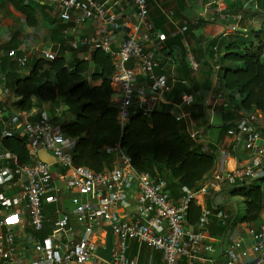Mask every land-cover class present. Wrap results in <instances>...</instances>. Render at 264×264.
Returning <instances> with one entry per match:
<instances>
[{
  "label": "built area",
  "instance_id": "built-area-1",
  "mask_svg": "<svg viewBox=\"0 0 264 264\" xmlns=\"http://www.w3.org/2000/svg\"><path fill=\"white\" fill-rule=\"evenodd\" d=\"M47 1L57 7L61 24L70 23L75 13L76 23L90 21L98 25L99 34L96 37L76 36L75 26L65 30L64 33L70 38L66 43L72 50L83 48L89 54L100 49L113 60L111 82L117 90L115 107L121 127L131 114L141 112L148 117L163 104L164 96L179 81L171 73L158 75L156 71L163 69L160 60L155 52L147 51L144 47L142 36L152 41L163 40V35L154 28L150 19L149 4L152 0H131L135 21L129 27L127 38L121 41H117L114 33L118 29H126L128 23L119 22L115 13L108 11L101 1ZM153 1L162 3L165 0ZM213 4L217 5L218 0H214ZM240 20L237 16V23ZM231 30L235 31L237 27L233 26ZM162 48L160 46L159 50ZM28 55L23 50L10 49L5 52V56L20 68L27 65ZM42 55L45 60L55 58L51 47L44 50ZM186 58L191 71L194 74L199 72L195 58L190 54ZM193 105L192 95H180L176 107L186 125L191 121L188 109ZM223 106L227 107L225 104ZM0 123L5 124L0 134V264H90L95 261L98 264H141L138 257L128 256L132 243H136L138 253L142 249H149L161 254L160 263L150 261L147 264H179L181 259L186 260L184 264H212L211 259L204 257L217 241L208 234L211 221L214 219L222 227L229 228L233 218L222 208L202 207L196 229H189L185 225L188 202L192 199L196 201L199 195H204L217 185L231 188L247 186L258 180H262L264 195V156L225 171L223 167L230 154L222 150L219 169L212 172L199 190L183 188L184 196L178 204H173L164 183L155 181L148 173L137 172L130 158L121 153L118 147L107 149L108 153L116 154L110 170L95 173L85 167L74 166L69 153L74 140L65 137L45 112L31 122L27 113L16 116L0 109ZM258 125L256 116L249 114L238 119L227 134L233 136L240 133L246 152L252 153L255 149L263 152ZM16 131L21 133L28 145L32 163L19 164L14 153L2 148V140L12 138ZM189 136L196 140L192 130ZM40 150L52 156L54 162L40 161L37 156ZM53 164L61 171L58 178L63 186L54 178ZM13 188L17 189L14 195L6 193L7 189ZM65 190L72 193L71 211H66L60 204ZM133 190L136 193L134 216L125 220L120 214L128 202L129 192ZM45 205L53 207L55 218L53 230L47 237L49 244L33 241L31 257L27 258L17 242L13 225L18 221V216L12 210L19 207L27 217L29 228L39 233L44 229ZM106 226H110L113 238L109 261L96 255L97 248L104 247ZM246 234L249 246L245 250L237 239H231L223 249L221 257L225 264H264V224L247 228Z\"/></svg>",
  "mask_w": 264,
  "mask_h": 264
},
{
  "label": "trees",
  "instance_id": "trees-1",
  "mask_svg": "<svg viewBox=\"0 0 264 264\" xmlns=\"http://www.w3.org/2000/svg\"><path fill=\"white\" fill-rule=\"evenodd\" d=\"M223 1L230 9H242L249 2ZM4 3L11 4L20 12L27 26L36 25V7L40 2L0 0V5ZM210 46L215 51L202 64L201 83L191 76L189 66L180 55V66L186 77L179 78V82L164 96L163 104L150 116L133 113L123 127L111 102L112 61L100 49L90 53L88 60L74 59L69 64L61 57L37 59L25 78L5 77L6 86H10L18 98L15 104L20 111L30 112L40 108L42 103L55 106L57 96L64 98L66 111L71 116L59 126L64 136L75 141L70 151L74 166H82L95 173L109 170L113 155L106 151L118 147L130 158L137 172L148 173L155 181H162L166 191L177 200L184 196L183 188L197 191V184L212 173L216 163L214 152L192 140L185 130L176 107L180 95L193 96L192 117L195 120H203L204 117L206 97L200 95L201 91L206 94L210 91L213 98L208 102L219 98L221 107L225 104L246 115L264 112V28L238 30L212 40ZM89 80L100 81V85L91 86ZM1 131L0 124V134ZM2 145L17 156L19 164L31 162L25 144L16 134L3 139ZM227 195L243 200V214L235 218L232 225L259 220L264 199L262 180L247 186L231 187ZM201 209L195 200L188 202L185 211L187 226L196 225Z\"/></svg>",
  "mask_w": 264,
  "mask_h": 264
},
{
  "label": "crops",
  "instance_id": "crops-1",
  "mask_svg": "<svg viewBox=\"0 0 264 264\" xmlns=\"http://www.w3.org/2000/svg\"><path fill=\"white\" fill-rule=\"evenodd\" d=\"M98 1H101L108 11L115 13L119 22L128 23V27L126 29H130L129 27L135 21V11L131 4V0ZM213 1L214 0H165L162 3H158L153 0L150 1V19L154 28L163 35V40L152 41L145 39L143 36L142 40L145 49L147 51L155 52L157 58L160 60L163 69L156 71L158 75L171 73L177 81H179L180 77H186V72H184L180 66L182 63L180 55L183 57L184 62L189 66L186 56L190 54L195 58L200 67L199 72L196 74H194L189 67L191 76L194 77L198 83H201L202 70L204 69L202 64L206 61L205 59L209 58L212 51H215L210 46L212 40L220 36H223L224 38L225 36L232 34V32L238 31L231 30L233 26H238L236 17L239 16L240 19H242V17H244L242 13L243 10L249 12L252 11L249 10L250 6L247 4L242 8L243 10L237 8L230 9L227 8V4L223 0H218L217 5L213 4ZM236 1L238 3L241 2L240 0ZM36 12L38 14L36 25L29 27L25 24L23 15L11 4L4 3L0 5V109L6 110L8 114L16 116H21L22 113H27L31 122L36 121L39 118V114L45 112L51 118L52 122L59 126L61 122L59 123L58 121L59 119L62 120V118L54 121L51 114L46 111L49 106L54 105L42 103L40 108L33 109L30 112L20 111L15 104L18 98L14 96V91L10 88V86L9 88L6 86L5 77L9 75L14 79H22L28 76L32 63L37 59H45L42 52L50 47L52 48V52L55 54V57L63 58L67 64L73 62L74 59L88 60L90 54L87 53L85 49L82 48L72 50L69 47L66 43L67 38L69 37L66 36L64 31L75 26L77 32L76 36L96 37L99 34V28L97 24L90 21L76 23L75 13L72 14V21L70 23L61 24L58 18L57 7L48 3L47 0L40 2V4L36 7ZM126 29L115 31L114 34L117 41H121V39H124V37L128 34L126 33ZM160 46H163L161 50H159ZM10 49L28 52V62L24 68L18 67L14 61L5 56V52ZM111 61L113 66V60L111 59ZM262 62L264 63V54L262 55ZM89 82L91 86L100 85V81L91 82L89 80ZM182 82L185 84V81ZM110 87L113 92L111 102L115 105L117 90L112 82L110 83ZM201 92L200 95L206 97L203 120H195L192 117L194 110L190 108L188 111L191 114V121L188 122L187 125L184 122L183 123L188 135L191 130L195 133L196 143L201 144L206 149H210L216 155V163L213 171L219 169V160L222 150H225L230 154L228 162L223 167L225 171L240 167L254 158L259 159L260 156H264V112L255 111L249 113L256 116L258 120V126L262 137L261 144L263 145V152L259 149H255L252 153L246 152L243 147V137L240 133L233 136L227 134L228 130L234 128L236 121L241 117L246 116V114H242L232 107H221L219 104V98H215L214 101L208 102L209 99L212 100L213 98L210 95V91L207 94H201ZM62 98L63 97L61 96L56 97V107L61 106L62 109V105L64 104L63 106L66 111L64 98ZM64 108L62 110L56 109V115H61ZM65 118L62 122L66 121ZM4 127L5 124H1L2 130ZM222 127H226V129L223 130ZM15 134L23 141L28 151L29 147L25 140L21 137V133L16 131ZM70 151L71 150H69V153ZM108 154L113 155L111 164L112 168L115 162L116 154L113 152ZM29 157L31 158L30 163H32L33 159L30 155ZM52 171L54 173L55 180L59 183V185L63 186V182H60L58 178L59 173H61L58 166L53 164ZM211 174L212 173L197 184V190H199L201 185L211 177ZM229 188L230 187L226 185H217L215 188H210L206 193H204V195H199L196 203L201 208H222L234 220L243 214V212L239 211L238 207V204L243 206V200L236 197L229 198L227 195ZM16 192L17 189L14 188L6 190V193L9 195H14ZM135 194L134 190L129 192L128 202L120 214L122 219L129 220L133 218ZM71 196L72 193L66 190L61 195L60 204L66 211H71ZM170 198L173 204H178L180 201V199L176 200L172 196H170ZM43 209L45 224L43 231L39 233H35L29 228L27 224V217L23 212H21L19 207H15L12 210V212L18 216V221L13 225L17 242L24 249L23 253L27 258L31 257L33 241L49 244L47 237L53 230L55 218L52 214V206L45 205ZM71 220L72 223L75 224L73 217H71ZM262 224H264V199L263 209L260 212L259 220L255 223L240 224L237 222L236 224H231L229 228H225L222 227L216 220L212 219L208 234L217 241H214L212 244V250L204 257L211 259L213 261L212 264H225L223 258L221 257V252L228 245L231 239H237L240 242V245L242 241H244L245 245H248L249 239L246 234L247 228L257 227ZM186 227L192 230L196 229V225L193 227L186 225ZM128 256L130 258L138 257L141 264H147L150 261L156 263L161 262V254L159 252L142 249L140 253H138L136 243H132L130 245ZM185 261V259H181L179 264H184ZM90 264H98V262L95 261ZM196 264L209 263L197 262Z\"/></svg>",
  "mask_w": 264,
  "mask_h": 264
},
{
  "label": "rangeland",
  "instance_id": "rangeland-1",
  "mask_svg": "<svg viewBox=\"0 0 264 264\" xmlns=\"http://www.w3.org/2000/svg\"><path fill=\"white\" fill-rule=\"evenodd\" d=\"M240 1H247V0H240ZM247 5L250 6L249 10H252V11L249 12V11L242 9L243 10L242 13H243L244 17H242L240 22H238L237 30H246L249 28L258 29L259 27L264 28V0H249ZM259 12H262V13L259 14ZM203 93H206V92L202 91L201 94H203ZM63 105H62V109L64 108ZM56 106H57V104L55 106H49L48 109L46 110L51 114L54 121L56 119H59V118H62V120H64L65 117H66L65 118V120H66L68 116H71V114L68 111H65V108H64L63 112L61 113V115H56V109L62 110L61 106H58V107H56ZM220 106H221V104H220ZM55 115H56V117H55ZM62 120L59 119L58 122L62 123ZM238 207H239V211L243 212V206H241V204H238ZM246 246H249V244L245 245L244 241H242L241 247L243 250L246 249Z\"/></svg>",
  "mask_w": 264,
  "mask_h": 264
},
{
  "label": "water",
  "instance_id": "water-1",
  "mask_svg": "<svg viewBox=\"0 0 264 264\" xmlns=\"http://www.w3.org/2000/svg\"><path fill=\"white\" fill-rule=\"evenodd\" d=\"M120 30V29H118ZM129 32V29H126V33ZM127 38V35L124 37V39ZM38 158L40 161L46 162V163H53L54 160L52 156H50L46 151L40 150L38 152ZM104 230L106 231L105 234V243L103 248H97L96 250V255L104 260V261H109L112 253V248H113V238L111 234V228L110 226L104 227Z\"/></svg>",
  "mask_w": 264,
  "mask_h": 264
}]
</instances>
